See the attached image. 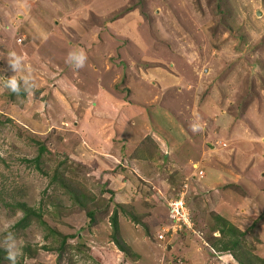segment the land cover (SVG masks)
<instances>
[{
	"label": "rangeland",
	"instance_id": "obj_1",
	"mask_svg": "<svg viewBox=\"0 0 264 264\" xmlns=\"http://www.w3.org/2000/svg\"><path fill=\"white\" fill-rule=\"evenodd\" d=\"M11 51L36 87H0L3 264L2 245L16 264H239L217 249V216L264 258V0H0V78ZM42 145L47 174L24 161ZM66 157L80 200L51 180ZM182 198L190 219L173 232ZM19 204L70 236L63 253L35 219L16 227Z\"/></svg>",
	"mask_w": 264,
	"mask_h": 264
},
{
	"label": "trees",
	"instance_id": "obj_2",
	"mask_svg": "<svg viewBox=\"0 0 264 264\" xmlns=\"http://www.w3.org/2000/svg\"><path fill=\"white\" fill-rule=\"evenodd\" d=\"M26 95L27 92L21 91L19 96H22L23 98L26 97ZM45 152H46V148L44 147V145H42L40 146L39 153L36 158L32 160H24V161L34 165L38 170L43 171L44 173L47 174V172L41 168V163H40ZM136 158H138L137 160H140L142 158V154H136ZM65 159L66 160L62 162L59 166H57V168L54 170L53 176L51 177L52 183L57 182L58 185L64 188L67 192H69L73 198H75L76 200H80L81 197L77 193V190L75 188H72L70 184L67 183V180L62 175V172H60L61 168L65 166L67 162H71L68 157H66ZM110 193L112 195L110 201L114 202V198H113L114 193L113 191H111ZM19 208H21V210L24 212V217L17 223L16 227L25 228L29 226L30 223L35 219L46 228L49 235L58 238V246L56 247L57 251L59 253H63L65 251L67 245L66 243L70 236H65L59 233L57 230L50 228L47 225V223L43 220V215L41 212H37L35 209L27 207L24 204H19ZM88 215L91 218V221L94 222L95 221L94 212L89 211ZM130 217L137 224L142 225L145 228L147 227V225L142 221L141 216L140 218H138L134 214H130ZM215 221L217 223V228L221 232L220 233L221 238L216 242L217 244L216 246L219 251L231 253L236 258L239 264H264V258L255 255L253 253V250L247 248L244 242L242 241V239L245 238V234H246L245 232L237 230L226 220L222 219L219 216L215 217ZM110 223L112 226V234H111L112 242L118 247V249L121 252H123L124 254H128L129 248L122 241L120 237L119 213L116 209L113 211V214L110 217ZM4 257H5L4 253L0 252V264H3Z\"/></svg>",
	"mask_w": 264,
	"mask_h": 264
},
{
	"label": "clouds",
	"instance_id": "obj_3",
	"mask_svg": "<svg viewBox=\"0 0 264 264\" xmlns=\"http://www.w3.org/2000/svg\"><path fill=\"white\" fill-rule=\"evenodd\" d=\"M69 58L74 62V66L76 69H80L84 67L85 61L87 59L85 53L83 51H73L69 53ZM7 63L10 69L15 73L7 78L4 76L0 78V87H3L14 93L19 95L21 90L30 93L33 88L36 87L34 81H32L30 75L21 76L17 79L16 73L21 71H27L23 65V59L21 56L17 55L14 51L7 53ZM199 129V125L193 124L192 131L195 132ZM184 199V198H183ZM185 201V200H184ZM186 203V201H185ZM187 206V203H186ZM188 207V206H187ZM189 209V207H188ZM190 211V210H189ZM191 214V213H190ZM168 217H169V208H168ZM170 220V219H169ZM13 233L9 232L4 240H8L13 238ZM7 249L6 251V259L11 262V264H16V258L19 255L18 247L13 250L12 245H2Z\"/></svg>",
	"mask_w": 264,
	"mask_h": 264
},
{
	"label": "built area",
	"instance_id": "obj_4",
	"mask_svg": "<svg viewBox=\"0 0 264 264\" xmlns=\"http://www.w3.org/2000/svg\"><path fill=\"white\" fill-rule=\"evenodd\" d=\"M168 208H169V219L170 222L172 223L171 230L173 232H176L179 229H182V227L189 222L190 211L186 206V203L183 198L173 200L169 204ZM167 233H170V230Z\"/></svg>",
	"mask_w": 264,
	"mask_h": 264
},
{
	"label": "crops",
	"instance_id": "obj_5",
	"mask_svg": "<svg viewBox=\"0 0 264 264\" xmlns=\"http://www.w3.org/2000/svg\"><path fill=\"white\" fill-rule=\"evenodd\" d=\"M133 161H135L136 163H139L140 162L139 160H133Z\"/></svg>",
	"mask_w": 264,
	"mask_h": 264
}]
</instances>
